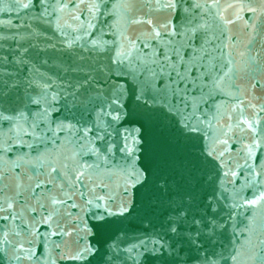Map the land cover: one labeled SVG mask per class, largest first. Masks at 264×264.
<instances>
[{"label":"snow or ice","instance_id":"obj_1","mask_svg":"<svg viewBox=\"0 0 264 264\" xmlns=\"http://www.w3.org/2000/svg\"><path fill=\"white\" fill-rule=\"evenodd\" d=\"M170 6H172V5H169V7H170ZM24 7H28V5H24ZM159 70H160V72L162 73V72L164 71V68L161 67ZM169 75H170V77H171V73H170ZM176 75L179 76V73H177ZM181 79H182V78H181ZM146 83H147V81H146ZM186 127H187V125H186ZM190 130H191V131H196L195 128H191ZM249 203H250V204H255L256 201H255V200H253V201H249ZM179 214L183 215L184 213H183L182 211H180ZM171 231H172V232H176V231H177V228H176V227H172V228H171Z\"/></svg>","mask_w":264,"mask_h":264}]
</instances>
